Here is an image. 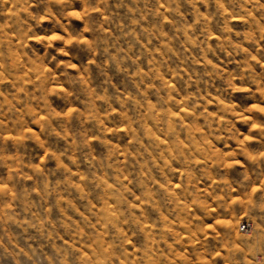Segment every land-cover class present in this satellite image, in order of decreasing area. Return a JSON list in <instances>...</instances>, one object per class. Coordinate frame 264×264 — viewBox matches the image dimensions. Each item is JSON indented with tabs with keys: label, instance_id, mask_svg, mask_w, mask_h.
Returning a JSON list of instances; mask_svg holds the SVG:
<instances>
[{
	"label": "rangeland",
	"instance_id": "rangeland-1",
	"mask_svg": "<svg viewBox=\"0 0 264 264\" xmlns=\"http://www.w3.org/2000/svg\"><path fill=\"white\" fill-rule=\"evenodd\" d=\"M0 264H264V0H0Z\"/></svg>",
	"mask_w": 264,
	"mask_h": 264
}]
</instances>
